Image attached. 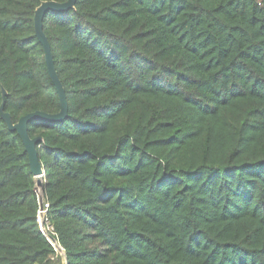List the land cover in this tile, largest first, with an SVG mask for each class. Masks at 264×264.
<instances>
[{
    "label": "trees",
    "instance_id": "trees-1",
    "mask_svg": "<svg viewBox=\"0 0 264 264\" xmlns=\"http://www.w3.org/2000/svg\"><path fill=\"white\" fill-rule=\"evenodd\" d=\"M41 1L0 0L13 122L60 108ZM42 28L67 116L27 131L67 264H264V0H75ZM38 210L0 117V264H63Z\"/></svg>",
    "mask_w": 264,
    "mask_h": 264
},
{
    "label": "water",
    "instance_id": "water-1",
    "mask_svg": "<svg viewBox=\"0 0 264 264\" xmlns=\"http://www.w3.org/2000/svg\"><path fill=\"white\" fill-rule=\"evenodd\" d=\"M74 4H75V0H65L63 2H58L55 0H42L39 3V5L34 9V16H33L35 36L42 45L46 70L51 81L53 82L56 88L59 97V104H60L59 111L56 113H47L40 110H34L27 112L26 114L20 116L16 122H13L10 114L4 110L5 96L7 92L2 86H0L1 95H2V101L0 104V117L5 122L9 130H15L18 133L24 145V150L27 153V157H28L29 167L36 181V195L39 202V211L42 210L43 208L42 176L44 172L41 162L39 161L37 155L36 145L40 141H42V137L41 136L30 137L28 135V131H27L28 122L33 119L62 121L67 116V102L65 99L64 88L62 86L60 79L58 78L56 69L54 67V61H53V56L50 49L49 41L43 32L42 17L47 10L64 11L70 8H74ZM41 218H42L41 214H38V222L41 231L47 237L48 241L54 246L55 250L62 255L63 264H67V259L65 258L63 248L57 242L56 238H54L53 236H51L46 232V230L44 229V222Z\"/></svg>",
    "mask_w": 264,
    "mask_h": 264
},
{
    "label": "built area",
    "instance_id": "built-area-1",
    "mask_svg": "<svg viewBox=\"0 0 264 264\" xmlns=\"http://www.w3.org/2000/svg\"><path fill=\"white\" fill-rule=\"evenodd\" d=\"M46 206H47V203H45L44 202V200H43V208H42V210H38V214H41V216H42V219H43V222H44V220H45V214H46ZM40 226V225H39ZM41 229V228H40ZM45 229V228H44Z\"/></svg>",
    "mask_w": 264,
    "mask_h": 264
},
{
    "label": "rangeland",
    "instance_id": "rangeland-1",
    "mask_svg": "<svg viewBox=\"0 0 264 264\" xmlns=\"http://www.w3.org/2000/svg\"><path fill=\"white\" fill-rule=\"evenodd\" d=\"M43 220V219H42ZM58 252V251H57Z\"/></svg>",
    "mask_w": 264,
    "mask_h": 264
},
{
    "label": "bare ground",
    "instance_id": "bare-ground-1",
    "mask_svg": "<svg viewBox=\"0 0 264 264\" xmlns=\"http://www.w3.org/2000/svg\"><path fill=\"white\" fill-rule=\"evenodd\" d=\"M42 219V218H41Z\"/></svg>",
    "mask_w": 264,
    "mask_h": 264
}]
</instances>
